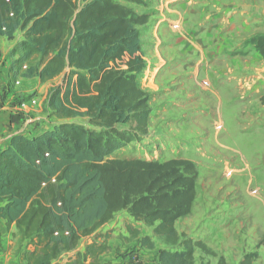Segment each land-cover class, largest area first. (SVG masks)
Masks as SVG:
<instances>
[{
	"label": "trees",
	"instance_id": "obj_1",
	"mask_svg": "<svg viewBox=\"0 0 264 264\" xmlns=\"http://www.w3.org/2000/svg\"><path fill=\"white\" fill-rule=\"evenodd\" d=\"M145 1L0 0V40L22 33L5 91L18 79L45 84L61 78L47 93L46 110L59 121L86 119L16 133L0 148V221L31 246L22 252L26 264H60L121 212L151 228L164 245L183 247L161 251L160 264H193L194 248L205 251L176 230L196 198L195 164L113 157L148 131L138 28L150 14L136 8ZM248 43L264 60V35ZM140 245L154 247L148 236ZM103 252L94 242L66 264H97Z\"/></svg>",
	"mask_w": 264,
	"mask_h": 264
},
{
	"label": "rangeland",
	"instance_id": "obj_2",
	"mask_svg": "<svg viewBox=\"0 0 264 264\" xmlns=\"http://www.w3.org/2000/svg\"><path fill=\"white\" fill-rule=\"evenodd\" d=\"M238 1L228 0L231 10L240 3ZM247 1L248 7H244L251 12H248L250 16H244L251 18L249 20L253 22L255 33L264 35V0ZM145 2V6L136 8L139 12L146 11L150 14L149 22L154 17L159 2ZM169 25V38L165 37V44H173L172 38L177 31L175 23L170 22ZM254 25L258 27L255 28ZM154 26L149 24L138 28L140 41L142 39L143 43L141 47H144V53L150 58L156 54L155 38L158 31L154 37ZM21 37L22 33L18 32L11 40L2 38L0 52L7 54L8 51L10 57ZM147 65L148 63L139 77L142 89L150 98L151 116L147 135L141 142L130 144L113 157L159 161L182 158L194 163L198 172L196 198L191 214L176 223V230L182 240L200 241L205 247V251L194 248L193 264H218L221 259L225 264H241L247 258L251 264H264V127L258 126L255 134L252 129L254 125L264 126V76L259 81L261 84L258 92L251 94L258 101L245 108L239 105L241 93L234 80H227L224 85H216L214 81H210L209 87L201 83L207 80L200 72L196 74V81L191 82V87L180 90L174 87L173 81H181V73L161 72L158 77L156 71L150 77V66L147 68ZM260 65L261 74L264 75V63ZM61 81L58 78L41 84L36 79H18L9 94L8 91L0 90V107L5 110L0 108V113L10 114L8 124L11 130L7 134L18 131L21 133L23 129L28 131L30 124L36 126L30 129L35 131L42 126L60 123L86 124V119L83 118L59 121L46 110L48 91L60 85ZM212 85L220 98L211 93ZM185 98H193V104L186 105V110L183 111L185 115H178L180 110L173 104H183ZM215 99L222 100L219 109L223 121L189 119L190 110L208 111L212 108L211 113L217 112L215 105L209 107L210 100ZM26 104H29L28 108ZM127 127L130 128V125ZM132 231L139 232L137 238L132 236ZM145 236L151 238L153 249L140 245V239ZM2 237L0 264H26L22 259V252L31 250V246L27 242H21L14 229L5 231ZM94 242L104 245V252L99 255L97 264H160L161 251L183 250L182 246L164 245L152 235L151 228L133 221L125 212H121L95 235L82 240L74 252L63 255L59 263L66 264L75 253L83 252L87 245ZM90 262L88 260L87 264Z\"/></svg>",
	"mask_w": 264,
	"mask_h": 264
},
{
	"label": "crops",
	"instance_id": "obj_3",
	"mask_svg": "<svg viewBox=\"0 0 264 264\" xmlns=\"http://www.w3.org/2000/svg\"><path fill=\"white\" fill-rule=\"evenodd\" d=\"M157 1L159 4L154 11V17H151L145 25L156 26L153 27L154 37L158 31L155 38L156 54L154 53L150 58L144 53V47H141V53L144 54L143 59L147 61L146 64L148 63L147 68L150 66V77L154 76L156 71L158 77L161 72L181 73L179 77L181 81L174 80L173 84L175 88L183 90L185 87H191V82L196 81V74L202 72L207 81L201 83L209 87L211 86L210 81H214L216 85H224L227 80L237 82L239 85L237 89L241 93L239 98L242 99L239 102L240 107L246 108L247 105L250 106L253 102L258 101L251 94L258 92V86L261 84L259 81L264 76L261 74L262 67L260 64L264 63V60L248 43L251 38L261 35L259 32H254L253 22L249 20L251 18L244 16V14L250 16L248 12L251 11L244 7L247 6L248 1L239 0L240 3L237 6L233 5L235 6L234 10L230 9L228 0ZM170 22L176 24L175 29L177 31L172 38L173 44H165L163 41L165 37L169 38ZM254 27L258 26L254 25ZM11 60L8 51L7 54L1 51L0 90L3 92L8 84L6 72ZM233 74L234 76H232ZM210 91L213 95H217V98H220L214 91V86ZM192 99H183V104L182 102H174L173 105L178 106V110H180L178 115H185L183 111L186 110V105L193 104ZM221 101V99L210 100L209 107L215 105L217 112L211 113L212 108L208 111L190 110L189 119L198 121L202 118H209L223 121L222 112L219 109ZM26 105L28 108L29 104ZM0 108L5 111L3 107ZM9 115L8 112L0 113V148L4 147L9 138L17 133L7 134V131L11 130L8 124ZM258 126L259 128L264 127L262 124L254 125L252 127L254 134ZM34 127L35 125L30 124L29 130L34 129ZM21 131L28 132L26 129ZM18 133L20 132L18 131ZM5 231L4 222L0 221V239L3 238L2 234Z\"/></svg>",
	"mask_w": 264,
	"mask_h": 264
}]
</instances>
